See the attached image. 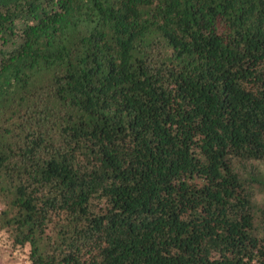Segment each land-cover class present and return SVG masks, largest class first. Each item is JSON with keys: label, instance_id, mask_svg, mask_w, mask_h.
Instances as JSON below:
<instances>
[{"label": "trees", "instance_id": "obj_1", "mask_svg": "<svg viewBox=\"0 0 264 264\" xmlns=\"http://www.w3.org/2000/svg\"><path fill=\"white\" fill-rule=\"evenodd\" d=\"M264 0H0V228L31 264H264Z\"/></svg>", "mask_w": 264, "mask_h": 264}, {"label": "rangeland", "instance_id": "obj_2", "mask_svg": "<svg viewBox=\"0 0 264 264\" xmlns=\"http://www.w3.org/2000/svg\"><path fill=\"white\" fill-rule=\"evenodd\" d=\"M262 167L264 169V164ZM257 200L264 202V192L257 194ZM2 208L0 202V210ZM0 264H31L29 247L15 245L12 232L2 228H0Z\"/></svg>", "mask_w": 264, "mask_h": 264}]
</instances>
